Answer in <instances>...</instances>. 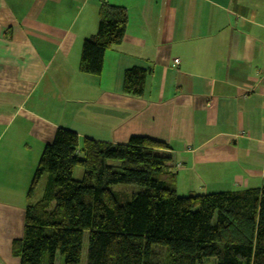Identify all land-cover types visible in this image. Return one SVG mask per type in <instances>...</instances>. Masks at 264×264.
Here are the masks:
<instances>
[{"label":"crops","instance_id":"1","mask_svg":"<svg viewBox=\"0 0 264 264\" xmlns=\"http://www.w3.org/2000/svg\"><path fill=\"white\" fill-rule=\"evenodd\" d=\"M101 2L125 9V34L84 74ZM134 67L150 69L141 96L121 93ZM59 128L79 148L164 143L181 197L264 187V0H0V264H18L12 242Z\"/></svg>","mask_w":264,"mask_h":264},{"label":"trees","instance_id":"2","mask_svg":"<svg viewBox=\"0 0 264 264\" xmlns=\"http://www.w3.org/2000/svg\"><path fill=\"white\" fill-rule=\"evenodd\" d=\"M126 25L124 8L100 3L97 33L82 44L81 73H101ZM149 71L126 70L121 93L141 96ZM168 152L144 137L124 145L84 139L79 148L76 133L57 129L34 172L12 256L18 264H54L58 254L62 264H80L86 235L84 264H264V187L178 197ZM77 168L80 181L72 178Z\"/></svg>","mask_w":264,"mask_h":264},{"label":"rangeland","instance_id":"3","mask_svg":"<svg viewBox=\"0 0 264 264\" xmlns=\"http://www.w3.org/2000/svg\"><path fill=\"white\" fill-rule=\"evenodd\" d=\"M83 170L82 169H75V171L73 172V180H76V181H80L82 179V176H83ZM113 190L115 191H125V192H128L131 190L132 193H136V192H139L141 191L142 189L139 188V187H136V186H124V185H117V186H113L112 187ZM40 190H37L36 191V194L39 192ZM39 195H41V192L39 193ZM176 195L178 197H181V196H184L182 195V193L180 191L176 192ZM86 244H87V238H86V235L84 237V241H83V250H82V254H81V262L80 264H84L85 262V257H86ZM153 255L155 257H157V259H160L161 257V250L158 249V250H155ZM54 264H62V259L61 257L57 254L55 256V260H54ZM204 264H213V261L212 260H208L206 262H204Z\"/></svg>","mask_w":264,"mask_h":264},{"label":"built area","instance_id":"4","mask_svg":"<svg viewBox=\"0 0 264 264\" xmlns=\"http://www.w3.org/2000/svg\"><path fill=\"white\" fill-rule=\"evenodd\" d=\"M178 63V61L177 60H175V64H177Z\"/></svg>","mask_w":264,"mask_h":264}]
</instances>
